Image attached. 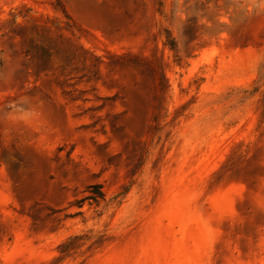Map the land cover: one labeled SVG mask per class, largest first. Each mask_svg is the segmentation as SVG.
<instances>
[{
    "label": "rangeland",
    "instance_id": "obj_1",
    "mask_svg": "<svg viewBox=\"0 0 264 264\" xmlns=\"http://www.w3.org/2000/svg\"><path fill=\"white\" fill-rule=\"evenodd\" d=\"M0 264H264V0H0Z\"/></svg>",
    "mask_w": 264,
    "mask_h": 264
},
{
    "label": "trees",
    "instance_id": "obj_2",
    "mask_svg": "<svg viewBox=\"0 0 264 264\" xmlns=\"http://www.w3.org/2000/svg\"><path fill=\"white\" fill-rule=\"evenodd\" d=\"M100 193V195H102V192H99Z\"/></svg>",
    "mask_w": 264,
    "mask_h": 264
}]
</instances>
